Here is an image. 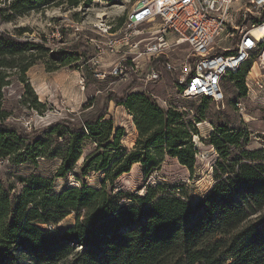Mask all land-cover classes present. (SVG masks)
<instances>
[{
    "label": "trees",
    "instance_id": "trees-1",
    "mask_svg": "<svg viewBox=\"0 0 264 264\" xmlns=\"http://www.w3.org/2000/svg\"><path fill=\"white\" fill-rule=\"evenodd\" d=\"M58 1L15 0L10 10L21 16ZM69 3L75 7L79 1ZM4 11L0 9L1 19ZM33 48L49 50L0 33V68L20 69L25 99L33 94L26 80L31 65L17 56ZM49 55L59 67L86 57L78 47ZM247 73L244 67L226 78L245 92ZM6 78L0 74V106ZM133 88L121 97L109 94L103 107L79 124L63 120L39 131L8 124L0 111V164L37 167L38 159L61 160L52 177L16 178L20 192L0 177V264H264V141L248 149L247 131L214 122V132L202 139L219 155L207 194L192 200L184 185L148 184L166 158L194 174L199 153L194 137L200 136L196 124L206 117L200 110L187 119V112L163 109L151 96L132 93ZM25 103L36 112L45 108L34 94ZM110 103L133 116L137 139L132 148L122 143L125 128H115L113 118L107 119ZM51 144L56 148L50 149ZM135 165L145 180L138 194L119 190L116 183ZM91 173L103 174L99 189L82 181ZM70 176L79 185L57 192L56 180ZM72 214L75 223L60 229Z\"/></svg>",
    "mask_w": 264,
    "mask_h": 264
},
{
    "label": "rangeland",
    "instance_id": "rangeland-1",
    "mask_svg": "<svg viewBox=\"0 0 264 264\" xmlns=\"http://www.w3.org/2000/svg\"><path fill=\"white\" fill-rule=\"evenodd\" d=\"M15 0H0V9L5 10L3 18L0 17V33L16 38L19 42L46 45L49 50L41 52L34 48L27 53L19 54L17 57L22 64H30L31 68L26 73V80L29 82L33 94L38 101L45 105V108L36 112L30 109L25 101L33 100V94L27 99L25 84L22 83L20 69L0 68V74L6 75L8 85L2 90L3 100L0 111L7 115V123L25 129L27 132L39 131L48 128L50 125L63 121L72 120L79 124L85 117L98 112L104 105L105 98L113 93L121 97L128 88L127 84L109 79L98 81L92 76L89 77L86 70L78 69L79 62L59 67L56 61L50 58L51 49L54 52L65 50L72 52L85 48L92 52L87 41L95 38L91 31L93 24L99 19L122 18L124 19L138 0H93L87 4L85 0H78V6H72L69 0H61L38 11H31L24 15L14 14L11 4ZM64 25L68 26L67 28ZM63 28V29H62ZM59 34V37H58ZM10 62V59H6ZM17 63V61H16ZM258 76L253 72L250 78H257L264 81V72L257 71ZM89 77V78H86ZM246 77H248L246 75ZM165 81L157 85L145 88L133 89L132 93H141L151 96L163 109L177 107L182 112H187V119H194L198 111L204 110L205 120L196 124L200 136L194 137V142L199 150L197 164L194 174L185 167L179 165L177 160L166 158L161 168L155 172L148 184L161 182L168 186L180 187L184 185L192 200H198L208 193L214 184L216 173V161L218 153L212 147L203 142L214 132V122H225L232 129H243L249 134L248 149H255L261 146L264 141V93H259L254 87L250 95L247 89L238 90L235 83L229 78L226 79L223 89L226 95L223 105L213 101L205 103L203 99H182L178 97V86L169 73H165ZM84 80V86L80 84ZM248 81L245 78V84ZM251 82V81H250ZM240 99L244 104L245 111L240 113L235 102ZM95 107L89 108L90 102ZM109 116L114 120V127H122L126 130V136L122 143L132 148L137 139V131L133 116L129 115L123 107H116L114 103L109 105ZM56 145L51 144L50 149ZM62 151V149L60 150ZM59 152V149H58ZM37 167L26 163H12L6 161L0 164V177L6 182L15 184L16 192H20L18 177H28L31 174L52 177L61 164L58 158L52 160L38 159ZM82 161H80V164ZM103 174L91 173L82 181L93 188L99 189ZM144 176L140 165L133 166L130 173L122 176L116 183L119 190L138 194V189L144 184ZM78 186L75 178L69 177L68 181L58 179L55 182V190L60 192L67 185ZM117 190V191H119ZM75 223V215H70L60 225V229Z\"/></svg>",
    "mask_w": 264,
    "mask_h": 264
},
{
    "label": "built area",
    "instance_id": "built-area-1",
    "mask_svg": "<svg viewBox=\"0 0 264 264\" xmlns=\"http://www.w3.org/2000/svg\"><path fill=\"white\" fill-rule=\"evenodd\" d=\"M119 19L93 24L92 52L85 48L80 71L133 89L164 82L169 73L178 97L223 105L226 77L247 67V95L252 87L264 93L261 77L250 78L264 72V0H138ZM235 107L245 111L240 99Z\"/></svg>",
    "mask_w": 264,
    "mask_h": 264
}]
</instances>
